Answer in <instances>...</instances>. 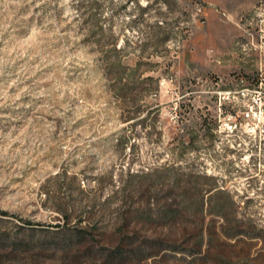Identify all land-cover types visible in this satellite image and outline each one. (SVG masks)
I'll list each match as a JSON object with an SVG mask.
<instances>
[{
    "label": "rangeland",
    "instance_id": "obj_1",
    "mask_svg": "<svg viewBox=\"0 0 264 264\" xmlns=\"http://www.w3.org/2000/svg\"><path fill=\"white\" fill-rule=\"evenodd\" d=\"M262 35L264 0H0V264H264V157L216 132Z\"/></svg>",
    "mask_w": 264,
    "mask_h": 264
},
{
    "label": "built area",
    "instance_id": "obj_2",
    "mask_svg": "<svg viewBox=\"0 0 264 264\" xmlns=\"http://www.w3.org/2000/svg\"><path fill=\"white\" fill-rule=\"evenodd\" d=\"M225 93L226 98L218 101L216 132L249 158L261 159L264 157V73L259 74L256 82Z\"/></svg>",
    "mask_w": 264,
    "mask_h": 264
},
{
    "label": "trees",
    "instance_id": "obj_3",
    "mask_svg": "<svg viewBox=\"0 0 264 264\" xmlns=\"http://www.w3.org/2000/svg\"><path fill=\"white\" fill-rule=\"evenodd\" d=\"M110 63V62H109ZM109 65V64H108ZM115 66V63L114 62H112L111 63V67H114ZM111 73H113V70H112V72ZM115 73V72H114ZM111 80H112V82H114V81H116V77H112L111 78ZM2 213H5V212H2ZM220 214V213H219ZM220 215H222V214H220ZM224 217V216H223ZM239 233H242V232H240V231H238V232H236V234H239Z\"/></svg>",
    "mask_w": 264,
    "mask_h": 264
}]
</instances>
